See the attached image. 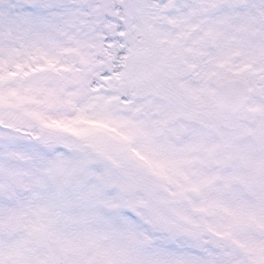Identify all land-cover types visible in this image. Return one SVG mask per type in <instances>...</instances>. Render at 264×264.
Listing matches in <instances>:
<instances>
[{"label": "snow or ice", "instance_id": "obj_1", "mask_svg": "<svg viewBox=\"0 0 264 264\" xmlns=\"http://www.w3.org/2000/svg\"><path fill=\"white\" fill-rule=\"evenodd\" d=\"M0 264H264V0H0Z\"/></svg>", "mask_w": 264, "mask_h": 264}]
</instances>
